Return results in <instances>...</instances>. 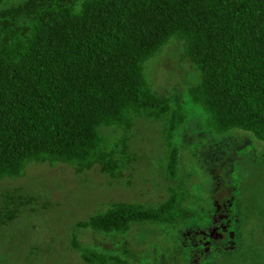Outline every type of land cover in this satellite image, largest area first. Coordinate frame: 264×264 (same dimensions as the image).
Here are the masks:
<instances>
[{"label":"trees","instance_id":"obj_1","mask_svg":"<svg viewBox=\"0 0 264 264\" xmlns=\"http://www.w3.org/2000/svg\"><path fill=\"white\" fill-rule=\"evenodd\" d=\"M172 38L197 72L187 94L206 126L218 134L247 131L264 143V0H0V178L22 176L31 162H62L76 172L98 165L120 178L137 159L133 129L157 121L166 176L177 179L174 136L184 106L178 96L157 92L145 72ZM191 198L180 181L155 205L113 201L76 226L121 234L137 225L189 223L205 234L224 216L232 243L225 236L194 243L181 264H231L244 251L264 257V206L236 205L234 197L229 212L198 227ZM31 200L6 192L0 226ZM73 243L85 264H129L117 251Z\"/></svg>","mask_w":264,"mask_h":264},{"label":"rangeland","instance_id":"obj_2","mask_svg":"<svg viewBox=\"0 0 264 264\" xmlns=\"http://www.w3.org/2000/svg\"><path fill=\"white\" fill-rule=\"evenodd\" d=\"M182 48L172 38L147 60L145 70L157 92L178 96L184 106L185 119L174 136L180 149L177 179L166 176L163 132L157 121H140L133 129L130 151L137 159L120 178L98 165L76 172L62 162H31L22 176L0 178V204L9 191L32 198L15 220L0 226V264H85L73 238L83 246L117 251L129 264H181L187 261L190 245L214 237L198 233L189 223L178 228L137 225L121 234L76 226L113 201L155 205L166 197L168 186L180 181L190 186V206L199 216L193 223L198 227L212 215L229 212L234 197L236 205L239 201L263 208L264 143L247 131L218 134L206 126L204 111L188 98L187 87L197 80V72L183 58ZM108 132L111 135L112 129ZM202 253L208 256L209 248ZM242 253L231 264H264L261 254Z\"/></svg>","mask_w":264,"mask_h":264},{"label":"flooded vegetation","instance_id":"obj_3","mask_svg":"<svg viewBox=\"0 0 264 264\" xmlns=\"http://www.w3.org/2000/svg\"><path fill=\"white\" fill-rule=\"evenodd\" d=\"M232 204V203H231ZM230 204V205H231ZM228 210H229V208H228ZM227 213V212H226ZM225 213V214H226ZM224 214V213H223ZM222 215V214H221ZM225 219V217L224 216H220V219H218L219 221L217 222V221H215V222H213V221H211L210 222V228L208 229V231L206 232L205 231V234L206 233H208L209 235H211L212 237H214V238H212V239H210V238H206L205 240H204V242L205 243H213V240L215 239H223V237L225 236V238H227V236L224 234V230L226 229V224H224V222H223V220ZM229 238V237H228ZM227 238V239H228ZM226 242V241H225ZM216 243H218V242H216ZM231 243H232V241H231ZM207 248H209V247H207ZM209 250H210V248H209Z\"/></svg>","mask_w":264,"mask_h":264}]
</instances>
